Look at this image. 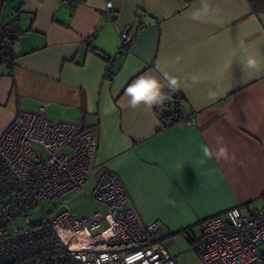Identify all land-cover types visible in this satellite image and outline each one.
<instances>
[{
	"label": "crops",
	"instance_id": "0c3cea01",
	"mask_svg": "<svg viewBox=\"0 0 264 264\" xmlns=\"http://www.w3.org/2000/svg\"><path fill=\"white\" fill-rule=\"evenodd\" d=\"M108 1L110 20L100 13ZM14 7L22 32L0 63V138L37 106L48 119L93 129L96 177L114 174L140 221H159L172 235L234 206L245 215L261 208L264 13L247 0H210L199 19L191 15L200 0H5L4 17ZM122 31L132 37L125 49ZM249 56L254 69L245 66ZM157 64L177 78L184 115L193 111L195 124H164L156 106L128 107L127 85L159 75ZM217 135L234 160L203 156ZM257 254L264 258V246Z\"/></svg>",
	"mask_w": 264,
	"mask_h": 264
},
{
	"label": "built area",
	"instance_id": "2783aa9c",
	"mask_svg": "<svg viewBox=\"0 0 264 264\" xmlns=\"http://www.w3.org/2000/svg\"><path fill=\"white\" fill-rule=\"evenodd\" d=\"M4 2L0 0V63L13 56V42L22 32L20 8H12L4 17ZM100 13L113 19L112 3L106 2ZM131 39L122 31L121 48H128ZM184 120L195 124L194 112ZM96 147L93 129L54 122L45 116L43 106L20 112L3 132L0 264H178L168 252L171 232L159 221H140L114 174L101 172L92 189H86ZM73 189L103 210L79 217L65 200L51 213L43 211L39 220L28 216L42 200ZM261 200V208L250 215L234 206L202 219L199 232L188 239L190 249L204 264H260L264 258L257 249L264 246V194Z\"/></svg>",
	"mask_w": 264,
	"mask_h": 264
},
{
	"label": "clouds",
	"instance_id": "9594fccd",
	"mask_svg": "<svg viewBox=\"0 0 264 264\" xmlns=\"http://www.w3.org/2000/svg\"><path fill=\"white\" fill-rule=\"evenodd\" d=\"M211 11L210 0H200V7L192 13V19H199L201 15H207ZM176 62H179V57H176ZM245 66L254 69L257 66V60L253 57H248L245 61ZM156 72L159 74L145 73L138 76L134 81L127 85L125 95L127 96V105L132 109H137L141 106L151 109L153 106L164 103L168 93H174L178 90L177 78L170 75L167 71V65H156ZM162 77V78H161ZM167 89V91H165ZM210 96L212 93L209 94ZM216 147L205 144L202 145L203 156L207 159L219 160H234V154L229 152L228 146L223 136L215 137ZM173 207L176 206V200L168 201Z\"/></svg>",
	"mask_w": 264,
	"mask_h": 264
},
{
	"label": "rangeland",
	"instance_id": "374dc122",
	"mask_svg": "<svg viewBox=\"0 0 264 264\" xmlns=\"http://www.w3.org/2000/svg\"><path fill=\"white\" fill-rule=\"evenodd\" d=\"M51 120V119H50ZM61 119H54L52 121L57 122ZM64 121V119H62ZM90 179L85 184L87 190H91L95 183L96 175L93 171L89 175ZM67 201V206L71 211H74L79 217L87 216L96 211H102L103 208L94 203L91 198L84 197L78 193L77 189L68 191L52 200L46 199L40 202V205L29 210L28 216L33 220H39L43 216V211L51 213L58 205L63 201ZM22 222V221H21ZM199 230V226L194 227L193 231H181L172 235L173 243L169 245L168 252L170 255L175 256L178 264H204L197 253L190 249L188 238L193 232L196 233Z\"/></svg>",
	"mask_w": 264,
	"mask_h": 264
},
{
	"label": "trees",
	"instance_id": "16d2710c",
	"mask_svg": "<svg viewBox=\"0 0 264 264\" xmlns=\"http://www.w3.org/2000/svg\"><path fill=\"white\" fill-rule=\"evenodd\" d=\"M73 2H81L83 0H68ZM186 3H190L192 0H184ZM250 10L255 14L264 13V0H247ZM104 56V55H103ZM106 56V61H110V56ZM110 75V73H108ZM166 103H168V107L166 108ZM184 100L180 95L176 92L169 93L167 98L164 100V103L156 106V111L163 121L164 124H172L178 121L180 118L186 116L184 115ZM191 113V112H190ZM187 232V231H186ZM191 235H189L190 237ZM189 239V238H188Z\"/></svg>",
	"mask_w": 264,
	"mask_h": 264
}]
</instances>
